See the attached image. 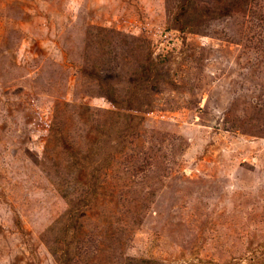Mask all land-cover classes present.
I'll return each mask as SVG.
<instances>
[{
    "label": "rangeland",
    "instance_id": "1",
    "mask_svg": "<svg viewBox=\"0 0 264 264\" xmlns=\"http://www.w3.org/2000/svg\"><path fill=\"white\" fill-rule=\"evenodd\" d=\"M185 1L0 0V264H264V0Z\"/></svg>",
    "mask_w": 264,
    "mask_h": 264
},
{
    "label": "trees",
    "instance_id": "2",
    "mask_svg": "<svg viewBox=\"0 0 264 264\" xmlns=\"http://www.w3.org/2000/svg\"><path fill=\"white\" fill-rule=\"evenodd\" d=\"M191 1L192 0H186L182 6H181V9H182V15L184 14L185 10H187L189 8L188 4L190 5L191 4ZM222 12H218L217 16H220ZM206 15H216V8H214L213 11H207L205 12ZM111 91V90H110ZM107 101L108 103L112 106V108L114 109H117V105H118V102L115 100V98L113 97V95H107ZM61 144H62V147L65 151L67 152H70L71 153V148H70V144L67 143L66 141L64 140H60ZM73 159H74V162H76L77 164H81L83 162V157L80 156L79 158H76L75 156H73V153H71ZM140 262V264H155L154 262H151L150 260H146V259H139L138 260Z\"/></svg>",
    "mask_w": 264,
    "mask_h": 264
}]
</instances>
